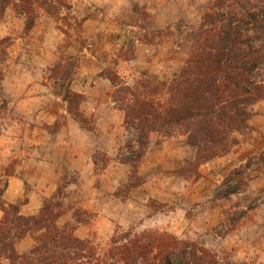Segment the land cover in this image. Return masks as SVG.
<instances>
[{"label": "rangeland", "instance_id": "rangeland-1", "mask_svg": "<svg viewBox=\"0 0 264 264\" xmlns=\"http://www.w3.org/2000/svg\"><path fill=\"white\" fill-rule=\"evenodd\" d=\"M66 1L70 8L62 9L58 17L39 12L29 31L24 29L23 15L12 6L0 15V187L3 194L7 176L13 175L22 160L29 158L28 155L19 158L14 151L28 153L35 146L28 141L19 144V138L28 135L34 124L28 120L31 114L20 112L13 105L18 97L13 95V88L26 84L25 72L31 67L41 69L42 77L39 75L34 81L39 93L49 99L48 94L53 92L48 67L63 54L86 60L87 65L95 63L100 71L112 68L129 85H134L143 73L161 80L169 79L184 64L193 32L200 25L210 0ZM92 15L96 17L94 22L84 26V20ZM160 50L165 55L156 58ZM48 55L52 60L39 66ZM113 90L110 83L108 94ZM59 103H63L66 110L61 99ZM87 105L86 99L81 106L83 113ZM39 108L37 105L32 111ZM250 110L252 129L237 133L238 143L229 152L194 170L190 168L185 177L170 173L194 159L193 151L183 142L184 137L152 134V141L137 168L142 183L129 191L124 184L130 166L121 160L129 155L125 144H134L137 132L132 127H123L121 118L117 122L115 140L110 142L96 133L94 123L92 129L82 128L66 111L67 114H61L51 124H41L43 133L50 135L49 147L37 146V157H46L45 161H53L56 156L61 158L60 155L65 154L56 153L54 149L59 145L61 152L71 149L75 156L86 155L87 160L92 155L97 164L91 171L80 173L61 161L60 179L54 192L42 198V204L56 196L61 182L68 181L57 195L63 211L58 224L72 229L75 236L87 240L101 255L120 226L125 230L132 227L138 232L152 229L196 241L215 253L222 264H264V161L258 156L264 151V100L252 104ZM68 119L75 127L69 126ZM84 148L87 153L82 151ZM262 156L264 159V154ZM103 160L107 161L106 166ZM246 160L250 161V166L243 188L222 197L236 183L226 177ZM30 186L29 182L24 185L26 190ZM93 190L100 192L98 210L79 206L83 200L89 201L88 192ZM26 199L24 196L23 200ZM20 204H17L19 210ZM2 215L0 211V220ZM34 236L28 234L17 239L14 242L16 253L27 254L36 244Z\"/></svg>", "mask_w": 264, "mask_h": 264}, {"label": "trees", "instance_id": "trees-1", "mask_svg": "<svg viewBox=\"0 0 264 264\" xmlns=\"http://www.w3.org/2000/svg\"><path fill=\"white\" fill-rule=\"evenodd\" d=\"M8 6L23 15L26 31L33 28L39 12L58 17L62 9L70 8L66 0H0V15ZM78 65V57L63 54L48 67V78L67 113L82 128L92 129V117L81 109L86 97L71 88ZM263 65L264 0H210L193 32L184 64L171 78L161 80L143 73L129 85L114 69H102L98 76L113 85L110 97L123 112L124 127L137 132V141L125 144L129 155L121 160L130 166L125 190L141 185L137 168L154 133L181 135L194 153V159L171 170L172 175L185 177L191 169L229 152L238 143L236 134L252 129L250 106L264 100ZM263 154L258 153L261 162ZM102 164L106 166L107 161ZM249 166L246 160L226 177L236 183L222 197L243 188ZM67 183L61 182L56 196L46 199L33 215L21 214L17 204L6 203L0 187V264H222L196 241L132 227L117 226L105 252L96 253L87 240L58 224L63 211L57 195ZM28 234L35 235L36 244L27 254L16 253L14 242Z\"/></svg>", "mask_w": 264, "mask_h": 264}, {"label": "crops", "instance_id": "crops-1", "mask_svg": "<svg viewBox=\"0 0 264 264\" xmlns=\"http://www.w3.org/2000/svg\"><path fill=\"white\" fill-rule=\"evenodd\" d=\"M96 17L90 16L84 20V26L93 23ZM100 21V19H98ZM97 21V23H98ZM144 46V45H143ZM146 47V46H144ZM143 47V48H144ZM142 48V49H143ZM165 55L163 50H160V54H157L156 58ZM52 60V57L48 55L45 61L38 63L39 66H45ZM86 60L80 59L77 73L75 74L74 80L72 82V87L77 92L82 93L86 99L88 105L85 107L84 113L89 116H93L94 125L96 133L98 132L104 140L112 141L115 140L117 133V122H120L122 116V111L115 107L110 95L108 94L110 90V83L106 78L97 77V73L100 71L95 66L87 65ZM41 72V69H39ZM37 67H31L29 71L25 72L24 81L26 84L23 87L13 88V95H18L14 100L13 105L20 112L31 114L28 115L29 122L34 124V127L29 130V134L25 135L23 138H19V144L24 141H28L29 144H35L34 148L28 153L14 151L15 156L22 158L28 155L27 160H22V165H18V169L11 176H7V184L4 190L3 197L8 203L20 204V213L25 215H33L37 213L42 204V198L50 196L60 179V165L59 163L63 161L69 169L79 171L80 173L91 171L95 165L94 158L90 155L85 158L86 155L75 156L73 150L63 149L61 152L59 145H55L56 153H64L61 158L57 157L53 161L44 160L42 157H37L36 151L37 146L49 147L50 135L43 133V129L40 128L41 124H51L55 119H57L61 114H67L65 110V105L59 103L60 98L55 94H48L51 99L43 93H39L37 89V83L34 78L38 79L40 75ZM40 106L36 111H32L35 106ZM33 112V113H31ZM68 124L70 127H75L73 121L68 119ZM124 127V126H123ZM78 136L81 137L80 134ZM57 138V135H56ZM59 141V140H58ZM60 142V141H59ZM19 149V148H18ZM83 152L87 153V148L82 149ZM4 153L6 150L3 151ZM49 151L47 150V153ZM73 152V154L71 153ZM47 155V154H46ZM58 163V164H57ZM107 169V168H106ZM20 170V171H19ZM23 170V173H22ZM18 173V174H17ZM30 183V189L26 190L24 187L25 183ZM92 200H83L81 206L84 209L98 210L97 205H100L99 195L100 192L95 190L88 192ZM26 196V201L23 200ZM87 197V195H85ZM101 198V197H100ZM97 199V200H95Z\"/></svg>", "mask_w": 264, "mask_h": 264}]
</instances>
